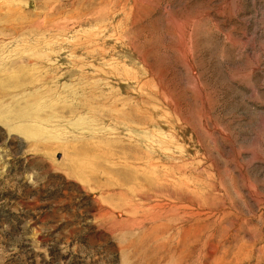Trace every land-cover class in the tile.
Segmentation results:
<instances>
[{
  "label": "rangeland",
  "instance_id": "rangeland-1",
  "mask_svg": "<svg viewBox=\"0 0 264 264\" xmlns=\"http://www.w3.org/2000/svg\"><path fill=\"white\" fill-rule=\"evenodd\" d=\"M0 264H264V0H0Z\"/></svg>",
  "mask_w": 264,
  "mask_h": 264
}]
</instances>
